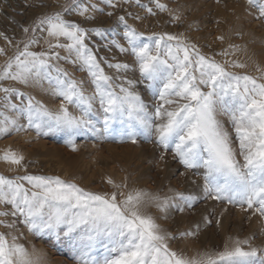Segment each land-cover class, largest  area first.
I'll list each match as a JSON object with an SVG mask.
<instances>
[{
  "label": "snow or ice",
  "instance_id": "obj_1",
  "mask_svg": "<svg viewBox=\"0 0 264 264\" xmlns=\"http://www.w3.org/2000/svg\"><path fill=\"white\" fill-rule=\"evenodd\" d=\"M246 3L248 15L264 23V0ZM125 5L146 15L125 11L114 26H85L97 13L107 10L112 17ZM157 11L169 14L168 23L181 21L161 0H69L37 15L15 44L0 32L15 48L7 55L0 47L6 56L0 64V137L63 133L73 151L77 137L154 141L186 170H196L202 199L264 220V64L232 58L239 45L206 53L184 33L140 30L126 18L143 22ZM72 14L83 20L66 18ZM93 36L106 42L97 44ZM101 47L125 59L100 55ZM23 89H39L59 103L51 108ZM0 160L17 172L0 173V264H48L46 251L26 232L65 246L75 264H264V239L255 243V234L228 235L222 247H174L197 238L200 222L171 231L160 221L172 209L191 208L197 197L190 194L150 191L111 176L110 191L89 190L59 175L28 173L25 156L11 147ZM215 222L220 225L219 217ZM203 223L212 221L205 216Z\"/></svg>",
  "mask_w": 264,
  "mask_h": 264
},
{
  "label": "rangeland",
  "instance_id": "obj_2",
  "mask_svg": "<svg viewBox=\"0 0 264 264\" xmlns=\"http://www.w3.org/2000/svg\"><path fill=\"white\" fill-rule=\"evenodd\" d=\"M68 2L69 0H0V32L5 33L15 44L16 41L25 38L23 27L31 25L37 15L51 7H61ZM143 2L147 3V0ZM161 2L166 3L170 9L181 16L178 24L168 23L169 14L159 11L155 17L148 16L143 22L126 17L128 23L135 24L140 30L184 33L206 53L227 49L229 44L239 45L240 51L235 52L232 58L246 61L250 65L253 61L264 64V23L248 15L245 11L246 0H161ZM125 11L139 13L141 16L146 15L144 9L125 5L112 17L107 16V10L105 13H97L96 19L85 26L104 28L114 26L117 23V16L123 15ZM66 18L83 20L76 14ZM121 30V28L117 29V31ZM237 32L240 35H237ZM220 36L225 39L223 41L217 39ZM92 39L100 45L106 42L96 36ZM208 45L211 47L209 48ZM0 47L6 49L7 55H12L15 51V48L8 45L3 37H0ZM100 55L109 57L116 55L118 59H125L117 50L113 49L109 53L103 47H101ZM5 59L6 56L0 55V64ZM64 66L74 71L70 66ZM75 75L83 78L85 74L75 71ZM23 90L32 91L38 99L43 100L51 108H55L59 103L57 99L39 89ZM88 90L91 91V88L89 87ZM140 90L143 91V85L140 86ZM66 139L63 133L39 136L34 130L12 133L0 137V153L5 148L11 147L25 156L28 173L59 175L65 179L75 180L82 187L93 191H110L111 186L106 183V178L111 176L117 183L127 177L128 183L132 186L161 192H167L169 188H173L197 197V201L191 208L185 206L184 212L172 209L168 219L160 221L171 231L184 230L200 222L197 238L173 242L174 247L178 245H187L189 248L222 247L228 235H239L243 238L255 234L257 244L264 239L260 235L264 230V220L258 216L249 219L251 213L243 212L238 206L202 199L203 181L196 170H186L179 160L173 157L171 151L164 152L163 148L154 141L149 142L140 138L133 144L130 140L119 142L103 138L77 137V150L73 151L65 143ZM13 167L0 160V173L15 175L17 172L12 170ZM24 171L25 169L21 168L18 174L22 175ZM225 207L227 211L221 216L220 213ZM205 216L211 219V224L203 223ZM217 217L221 221L219 226L215 222ZM26 236L31 244L46 251L48 264H75L65 246L50 243L48 237L34 238L27 232Z\"/></svg>",
  "mask_w": 264,
  "mask_h": 264
},
{
  "label": "bare ground",
  "instance_id": "obj_3",
  "mask_svg": "<svg viewBox=\"0 0 264 264\" xmlns=\"http://www.w3.org/2000/svg\"><path fill=\"white\" fill-rule=\"evenodd\" d=\"M59 8H60V6H54V7L49 8L46 12H49V11H52L55 9H59Z\"/></svg>",
  "mask_w": 264,
  "mask_h": 264
}]
</instances>
